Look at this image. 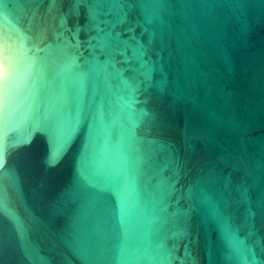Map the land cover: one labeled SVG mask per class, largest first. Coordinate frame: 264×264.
Returning <instances> with one entry per match:
<instances>
[{
  "label": "water",
  "instance_id": "95a60500",
  "mask_svg": "<svg viewBox=\"0 0 264 264\" xmlns=\"http://www.w3.org/2000/svg\"><path fill=\"white\" fill-rule=\"evenodd\" d=\"M0 264H264V0H0Z\"/></svg>",
  "mask_w": 264,
  "mask_h": 264
},
{
  "label": "snow or ice",
  "instance_id": "6c2138e0",
  "mask_svg": "<svg viewBox=\"0 0 264 264\" xmlns=\"http://www.w3.org/2000/svg\"><path fill=\"white\" fill-rule=\"evenodd\" d=\"M3 163L0 161V169H2ZM0 202H2V177H0Z\"/></svg>",
  "mask_w": 264,
  "mask_h": 264
}]
</instances>
